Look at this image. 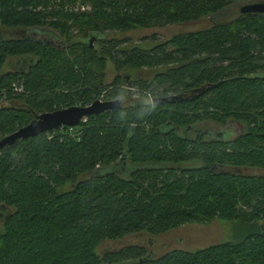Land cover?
Masks as SVG:
<instances>
[{
  "label": "trees",
  "instance_id": "1",
  "mask_svg": "<svg viewBox=\"0 0 264 264\" xmlns=\"http://www.w3.org/2000/svg\"><path fill=\"white\" fill-rule=\"evenodd\" d=\"M50 1L0 0V28L20 32L0 31V139L33 115L109 101L129 81L164 100L130 127L135 98L126 117L105 111L1 148L0 264H264V14L218 22L233 5L264 0L59 2L89 5L77 13ZM201 19L212 25L129 49L111 34ZM46 33L52 41L35 37ZM10 59L26 63L5 71ZM107 61L115 74L105 84ZM228 123L241 126L233 137L198 129ZM126 163L147 166L125 178L95 174ZM213 220L236 222L243 236L156 255L150 245L93 251Z\"/></svg>",
  "mask_w": 264,
  "mask_h": 264
},
{
  "label": "rangeland",
  "instance_id": "2",
  "mask_svg": "<svg viewBox=\"0 0 264 264\" xmlns=\"http://www.w3.org/2000/svg\"><path fill=\"white\" fill-rule=\"evenodd\" d=\"M61 0H51L50 3H53L54 6L58 9V6H62V9L64 11L71 10L72 12H81V11H87L89 8V5L81 4L79 1H75L73 3H59ZM239 7L240 5H233L230 8H228L226 11H224L219 17L218 22H223L230 20L234 17H236L239 14ZM212 25V21L210 19H201L195 22H189V23H183L180 25H166L161 28H150V29H143V30H134L129 31L125 33H118V32H112L111 34L117 37L119 40H125V43L121 44L122 48L129 49L132 46H139L140 44H155L163 42L164 40L170 38L171 36L178 34V33H187L194 30L202 29L207 26ZM44 30V29H43ZM0 31L2 34H4L6 37L9 36H16L19 35V30H7L0 28ZM72 34L75 33V29H71L70 31ZM30 33L27 32L28 36ZM43 34V33H40ZM47 34V33H46ZM36 38H40V40H46V41H52L51 38L47 37L46 35H35ZM108 36L106 37V39ZM95 42V43H94ZM91 43L93 45L96 44V41L94 39L91 40ZM56 44V43H55ZM58 44V43H57ZM56 44V45H57ZM97 47V44L95 46L96 50H99ZM27 60V59H26ZM26 61H23V59L20 60H12L8 62V65L5 64L3 66V69L5 71H15L20 70L22 65L24 66ZM161 68L151 70V71H144L143 73L139 72H132L128 76L130 79H133L135 76L136 79L140 78V76L144 78H150L153 76V74L156 71H160ZM115 74V69L113 67V64H111L110 61H107L105 64V70H104V83L108 84L113 76ZM138 74V75H137ZM124 76V75H123ZM138 76V77H137ZM128 77L125 75L126 80L125 82H128ZM128 80V81H127ZM130 83V81H129ZM124 83L122 86H120V89H127L129 94H138L135 89L136 87L129 84ZM14 93H19L21 88L17 86V83H14L12 86ZM201 131H208L211 133H214L218 136H226V137H233L235 134H237L241 130V126L239 124L235 123H228L225 127H219L215 125H209L204 124L200 125L198 127ZM188 166H197L198 162L193 161L187 164ZM147 165H131L129 163H126L123 165H117L116 168L110 169V168H103L98 169L95 174L97 175H104L106 173H115L116 175L120 177H127L131 172L143 169ZM67 186L62 188L61 190H66ZM239 225L236 222H230L225 220H213L207 224H188L181 226L175 230H172L168 232V234L157 237V238H150V240L144 239L143 236L139 233H133L126 236H123L119 239L112 240V241H103L96 245L93 249L94 253L100 256L104 252L109 251H116L121 248L131 247V246H139V247H147L149 246V250L153 252L154 255H156L159 252H162L164 250L168 251L171 249H180L185 251H194L197 249H202L210 245L219 244L222 242H236L238 241L243 234L240 232V229L238 227ZM241 235V236H239ZM150 243V244H149ZM153 255V256H154Z\"/></svg>",
  "mask_w": 264,
  "mask_h": 264
},
{
  "label": "water",
  "instance_id": "3",
  "mask_svg": "<svg viewBox=\"0 0 264 264\" xmlns=\"http://www.w3.org/2000/svg\"><path fill=\"white\" fill-rule=\"evenodd\" d=\"M239 13L264 14V3L258 2L244 4L239 8ZM109 101L100 102L95 100L87 106H70L51 112L33 115L31 121L27 125L0 139V149L12 146L18 140L32 138L41 133L57 129L59 127H75L79 125L81 120L85 117L98 115L105 111L112 110L114 105H112Z\"/></svg>",
  "mask_w": 264,
  "mask_h": 264
},
{
  "label": "clouds",
  "instance_id": "4",
  "mask_svg": "<svg viewBox=\"0 0 264 264\" xmlns=\"http://www.w3.org/2000/svg\"><path fill=\"white\" fill-rule=\"evenodd\" d=\"M133 98H135V101H138V108L136 110L135 118L125 121V124L128 127H130L136 120H141L144 117L151 116L164 100V97H160L148 90H144V93L141 95L129 94L127 89L122 88L119 89L109 101L112 105H114L111 111H113L117 117L120 118L128 116V112L125 110L124 105L135 102Z\"/></svg>",
  "mask_w": 264,
  "mask_h": 264
},
{
  "label": "flooded vegetation",
  "instance_id": "5",
  "mask_svg": "<svg viewBox=\"0 0 264 264\" xmlns=\"http://www.w3.org/2000/svg\"><path fill=\"white\" fill-rule=\"evenodd\" d=\"M46 35H47V34H46ZM47 37H50V35H49V36L47 35ZM92 39H93V38H92ZM92 39H91V40H92ZM48 42H50V41H48ZM91 44H92V43L89 42V46H90ZM97 100L100 101V102L107 101V100H104V99H102V98H98Z\"/></svg>",
  "mask_w": 264,
  "mask_h": 264
},
{
  "label": "built area",
  "instance_id": "6",
  "mask_svg": "<svg viewBox=\"0 0 264 264\" xmlns=\"http://www.w3.org/2000/svg\"><path fill=\"white\" fill-rule=\"evenodd\" d=\"M84 121V118L81 120V122Z\"/></svg>",
  "mask_w": 264,
  "mask_h": 264
}]
</instances>
